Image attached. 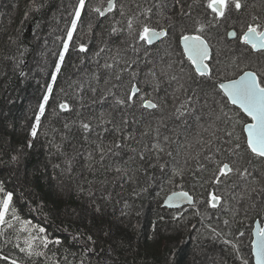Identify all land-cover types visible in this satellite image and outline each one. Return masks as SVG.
Returning <instances> with one entry per match:
<instances>
[{
    "label": "trees",
    "instance_id": "1",
    "mask_svg": "<svg viewBox=\"0 0 264 264\" xmlns=\"http://www.w3.org/2000/svg\"><path fill=\"white\" fill-rule=\"evenodd\" d=\"M165 2L170 5L169 15L180 21L178 6H171V0ZM191 2L192 0H184L185 8ZM76 3L77 0H14V12L0 28V182L4 183L7 190L14 192L18 214L23 219L44 227L45 234L50 239L62 241L58 246L49 245L46 250L47 260L43 257L29 260L23 253H19L15 244H23L26 234L18 232L8 237L7 244L4 243V237H0V249L5 254L23 258L24 264H81L82 260L83 264H205L207 255L212 251L210 248L216 244L225 248L223 256H215L216 264H241V256L249 259V264H254L250 259L251 241L246 225L259 218L258 212L264 214V206L251 210L248 217L244 218L243 209L248 202H241L240 214L233 220L232 213L226 208L213 210L208 207L209 191H217L206 182L209 174L202 176L196 173L197 178L194 179L189 173L183 181V190L190 191L196 197L199 202L196 207L203 215L197 214L194 207L163 209L166 197L174 191H181L180 185H169L162 178L159 168L150 166L154 161L152 153L145 152L144 160L139 157V153L145 151V146L150 147L152 143L150 136L142 137L140 133L145 127L155 128L157 121L161 119V138L168 135L183 140L187 136L191 140L198 131L197 128H192L186 133L185 126L173 115L174 105L178 106L180 103L179 100L174 101L171 98L174 85L168 90L167 107L154 115L139 107L138 102L135 107L130 108L116 105L111 96L103 101V105L98 102L102 92L111 87L112 83H121L112 79L108 85L104 84V80L111 76V73L103 68L106 56L104 53H101L100 57L95 56L101 47H110L113 51L120 48L122 52L127 48L124 35L110 34L114 22L122 19L119 15L111 14L103 19L95 13H89L88 19L82 16V25L78 26L80 39L77 41L75 38L69 47L67 64L63 74L57 79L61 84L54 86L55 99L49 101L45 118L41 122L42 132L46 131L47 135L41 134L38 139H31L30 127L26 126L23 118L18 117L16 110L28 101L31 107L37 102L34 110L32 108L30 112L34 119L37 106L50 84L53 66L62 50L63 41L60 37L65 36L66 25L72 19L71 14ZM93 3L105 6L107 0H93ZM35 7H39V11L34 10ZM203 13L202 6L194 10V15L203 16ZM89 23L92 24L90 35ZM61 24L65 29L64 34L55 32ZM42 26L48 29L47 34L37 35ZM43 35H53L55 39L47 44L41 38ZM213 35L223 43L225 29H221L219 33L214 31ZM38 37L46 43L44 47L40 45ZM77 43H87L89 51L79 52L73 47ZM169 46L171 48H163L165 52L151 53L149 58L163 57L166 61L167 52L173 59H180L174 37ZM38 52L43 55L36 57ZM127 55L131 58L133 54L129 51ZM139 55L143 73L151 65L144 63L143 52ZM238 56V51L226 50L222 59ZM20 59L23 60L22 64L17 63ZM27 63L31 68L25 71ZM47 71L49 75L45 77ZM21 72L25 75L21 76ZM94 73L100 76V84L96 85L97 91L93 94L86 90L83 100L80 101L72 94L69 85L73 81L84 82ZM127 76L125 73L123 86L115 90L117 95L123 96L130 89L131 84L127 82ZM65 99L73 106L72 113L60 112L58 103ZM180 99H183L182 95ZM101 112L113 121L120 129L119 132L114 130L113 125H106L109 129L107 132L95 128ZM124 119L129 121L127 126L122 123ZM81 121L92 124L94 131L84 133L80 128ZM65 123L71 125L70 131L64 128ZM219 123L222 126V122ZM127 134L134 135L135 139L124 140ZM236 134L239 135V128L236 129ZM86 135L87 139L84 138ZM218 135L223 137V131ZM62 136L66 138L62 139ZM28 143L33 146L27 147ZM98 143H103L106 148L115 143H121L123 146L120 149L113 148V152L118 154H106L103 162L98 163ZM57 144L62 145V152H58L54 147ZM171 147L174 150L176 145L172 144ZM89 153H92L91 159ZM18 154L20 159L13 162L12 156ZM173 155L175 156V151ZM227 156L228 154L224 153L222 159H229ZM68 160H71V171L66 163ZM163 160H167L169 164H177L182 163L183 157L178 156L172 160L164 156ZM244 163L245 161L241 160L240 165ZM194 164L195 161H190L189 166ZM117 167L127 169L128 175L133 178L128 179L116 172ZM259 167L264 171V166ZM234 181L235 188L225 187L226 196L229 191H241L242 182L236 177L230 179L228 185H232ZM261 183L264 184V181ZM80 188L84 191H80ZM89 190L93 193L92 196L88 195ZM253 200L259 204L264 200V196L254 194ZM154 202L158 207L153 221L146 219V211ZM97 205L101 208L100 213L94 211ZM230 205L236 207V202L230 201ZM122 212L129 214L122 215ZM181 212L183 214L180 220H176L180 235L175 241L170 243V240L161 238L157 243L153 242L151 232L154 227L164 230L167 222L165 216L173 218ZM225 219L230 221L227 227L223 223ZM212 229L221 232L223 239L215 237ZM240 231L245 232L244 237H239ZM17 235L19 240L16 239ZM88 237L92 239L89 240ZM224 239L236 244L240 249L239 254L234 253L231 245L223 242ZM0 264L5 262L0 261Z\"/></svg>",
    "mask_w": 264,
    "mask_h": 264
},
{
    "label": "snow or ice",
    "instance_id": "2",
    "mask_svg": "<svg viewBox=\"0 0 264 264\" xmlns=\"http://www.w3.org/2000/svg\"><path fill=\"white\" fill-rule=\"evenodd\" d=\"M171 6H178L177 14L181 17L180 21L169 15L170 5L165 0H143V2L107 0L106 6L94 4L93 0H77L71 14L72 19L66 25L65 36L60 37L63 41L62 50L50 74V84L37 106L29 135L32 140L38 139L41 134L47 135L46 131L42 132L41 122L45 118L49 101L55 99L54 86L58 77L63 74L65 57L69 53L73 38L76 36L77 41L80 39L78 26L82 25V16L88 19L89 13H95L99 18L109 17L111 14L119 15L122 19L114 22L110 34L124 35L127 39V48L122 52L120 48L113 51L110 47H101L95 56L100 57L101 53L106 56L103 68L109 71L111 76L104 80V84L108 85L112 79L121 83H112L111 87L102 92L98 102H103L111 96L116 105L130 108L135 107L139 101L141 108L154 115L167 107L169 93L167 88L162 89V85L167 84L168 87L174 85L171 98L174 101L179 100L180 103L178 106L174 105L173 115L181 125L185 126L186 133L192 128H197L198 131L191 140L187 136L183 140L168 135L161 138L160 129L163 125L161 119L157 121L155 128L145 127L140 133L142 137L152 138L150 147L146 145L145 151L139 153L140 159L146 158L145 152L152 153L154 161L150 166L158 167L162 178L169 185L174 187L179 183L181 191H174L167 197L165 201L167 207L180 208L187 202L196 208L197 214L203 215L196 207L199 202L194 201L189 192L183 190V181L189 173L194 179L197 178L196 173L202 176L209 174L206 182L217 191H209L208 207L226 208L235 220L240 214L241 202H248L243 209L244 218H247L251 210L264 206V200L259 204L253 200L254 194L264 196V184L261 183L264 181V171L259 167L264 166V0H192L187 4V8L184 0H171ZM201 6L204 9L203 16L194 15V10ZM34 10L39 11V7H35ZM112 18L114 19V16ZM221 29H226L229 43L234 44L235 50L239 52L238 57L221 59V50L227 45H223L221 40L213 35L214 31L219 33ZM91 32L92 24L89 23L88 34L90 35ZM173 37L180 50V59H173L167 52L166 61L163 57L149 58L151 53L159 50L160 44L171 45ZM73 47L81 53L89 51L87 43H77ZM129 51L133 54L131 58L127 55ZM141 52L144 63L151 65L143 73L140 70ZM109 53L111 55H108ZM20 55L22 56L23 52ZM11 59L16 60L15 57ZM96 62L99 64V59ZM17 63L22 64L23 60L20 59ZM125 73L128 74L127 82L131 87L127 93L120 96L115 90L123 86ZM20 75L23 76L25 73L21 72ZM142 75L144 80H141ZM145 81L151 85V93L145 92L138 86ZM99 84L100 76L94 73L84 82L73 81L69 88L72 94L82 101L83 93L87 90L95 94L96 85ZM60 91L64 90L60 89ZM181 95L183 99H180ZM146 96L150 98H145ZM58 108L60 112L74 111L67 99L60 101ZM219 122H222V126ZM122 123L127 126L129 121L124 119ZM106 125H113L116 132L120 131L113 121L101 112L95 128L107 132L109 129ZM64 128L70 131L71 125L65 123ZM80 128L86 134L94 131L93 125L85 121L80 122ZM237 128L239 135L236 134ZM221 131L224 133L223 137L218 135ZM65 138L62 136V139ZM84 138L87 139V135ZM133 139L135 136L132 134L124 136L126 141ZM172 144L176 145L174 150ZM32 146L31 143L27 144L29 148ZM122 146L121 143H115L106 148L103 143H98L96 146V152L100 157L98 163L103 162L106 154H118L113 152V148L120 149ZM54 147L58 152H62V145L57 144ZM224 153L232 159L224 161L222 159ZM88 155L91 159L92 153ZM164 156L172 160L182 156L183 161L169 164L167 160H163ZM19 159V154L12 156L13 162ZM241 160L245 161L242 166ZM190 161H195L191 167ZM66 163L68 170L71 171V160ZM115 171L128 179L133 178L128 175L127 169L117 167ZM233 177L242 182L241 191H229L226 196L225 187H236V181L228 185V181ZM79 190L84 191L83 188ZM146 190L142 189V191ZM88 195L92 196L93 193L89 190ZM230 201H235L236 207H232ZM94 211L100 213V206L97 205ZM182 214L181 212L179 215H174L173 218L180 220ZM257 215L260 219H254L248 227L251 241L250 259L254 264H264V214L258 212ZM223 223L226 227L230 225L228 219ZM16 232L26 234L23 244L16 243L15 249L29 260L34 257H43L47 260L46 250L49 249V245L58 246L62 243L59 239H50L45 234L44 227L33 225L32 221L23 219L18 214L14 192L7 190L4 183L0 182V237H4V243L7 244L8 237ZM212 232L215 237L223 239L221 232L216 229H212ZM238 235L244 237L245 232L240 231ZM16 239H20L19 235ZM88 239L92 238L88 237ZM223 242L230 244L234 253L239 254L240 249L236 244L227 239ZM240 258L241 264H249V259H244L242 256ZM0 261L5 264H24L23 258L5 254L2 249H0Z\"/></svg>",
    "mask_w": 264,
    "mask_h": 264
},
{
    "label": "rangeland",
    "instance_id": "3",
    "mask_svg": "<svg viewBox=\"0 0 264 264\" xmlns=\"http://www.w3.org/2000/svg\"><path fill=\"white\" fill-rule=\"evenodd\" d=\"M13 2H14V0H1L0 1V28L5 23V21H7L8 18L10 19L11 15L13 14V12H14V9H13V6H12ZM67 9H68V6H67ZM71 9L72 8H70V10ZM69 16H70V13H69ZM66 17H68V12H67ZM47 32H48V29L42 26L37 31V35L38 34L41 35V33L46 35ZM55 32H57L58 34H64L65 29L62 27V24H61L60 28H56ZM41 38L44 40V42L46 41L47 44H48V42L50 44V42L53 39H55L53 35H49L47 37L43 35ZM41 38L38 37L37 39L40 40V45L42 44L43 47H44L46 45V43L42 42ZM39 55H43V53H39V52L36 53V57L39 56ZM53 60H54V57H53ZM66 64L67 63H66V59H65V65ZM25 68H26L25 71H27V69L31 68V65L29 63H27ZM64 69H65V67H64ZM64 69H63V71H64ZM28 74H30V73H28ZM48 75H49V72L47 71L44 76L46 77ZM57 84L59 85L61 83H59V81H58ZM163 88H167L169 90L172 87H168V85L165 84L164 86H162V89ZM30 97H31V95H30ZM36 105H37V102H36V104H33V106L31 107L30 103L28 101L26 104H24V106H22V107L19 106V108L16 110V114L18 115V117L23 118L24 123L26 124V126L28 128L31 127V125L33 124V121H34V119H32V117L30 116L31 109L33 108V110H34ZM101 105H103V102H101ZM157 207L158 206L156 205L155 202L151 203L148 206L147 211H146V219L150 220V219L154 218V216L157 213ZM163 209H165V208H163ZM165 217L167 219V222L165 224V229L162 230V229H159L157 227H154V229L151 232V235H152L151 236V240L153 242H155V243H157L159 240H161V238H164L167 241L170 240V243H173L175 241V238L180 235V233H179L180 232V227L178 226V224L176 222V219L170 217L169 215H167ZM153 221H154V219H153ZM246 239H248V236H247ZM212 246L213 247L209 246V247H211L210 249H212V251L209 252V254L207 255L208 258L206 257V259H205L206 262H204L205 264H216L215 263V259H214L215 256L216 257H221V256H223V254H225L224 253V251H225L224 249L225 248H223V247H221L219 245H216V244H214ZM197 252L198 251H196V253Z\"/></svg>",
    "mask_w": 264,
    "mask_h": 264
},
{
    "label": "flooded vegetation",
    "instance_id": "4",
    "mask_svg": "<svg viewBox=\"0 0 264 264\" xmlns=\"http://www.w3.org/2000/svg\"><path fill=\"white\" fill-rule=\"evenodd\" d=\"M106 6V5H105ZM105 18V17H104ZM103 19V18H102ZM171 31V30H170ZM214 33V32H213ZM76 38V36H74V38H73V40ZM175 38V37H174ZM224 41H223V45H227V47H223L222 48V50H221V59L223 58V56H224V54H225V51L226 50H228V51H230V50H234L235 51V45L234 44H230L229 43V38L226 36V29H225V35H224ZM163 48H171L170 46H169V44H167V43H162V44H160L159 45V50L158 51H156V52H165V50H163ZM69 51H70V49H69ZM179 52H180V50H179ZM67 56H68V54L66 55V57H65V59L67 58ZM223 60V59H222ZM141 70V69H140ZM141 80H144V77H143V75L141 76ZM138 86L139 87H141L142 89H144L145 90V92H147V93H151V85H149V83L147 82V81H145V82H143V83H139L138 84ZM172 89V88H171ZM161 95H162V93H161ZM145 98H150V97H148V96H146ZM138 102V106H139V104H140V102L139 101H137ZM140 107V106H139ZM224 136V135H223ZM226 138V137H225ZM229 159H227V160H225V161H228V160H230V159H232L229 155L227 156ZM196 198V197H195ZM258 219H260V216H259V218H257L256 220H258ZM252 222H250L249 223V225L251 224ZM249 225H246V229L248 230V227H249Z\"/></svg>",
    "mask_w": 264,
    "mask_h": 264
},
{
    "label": "water",
    "instance_id": "5",
    "mask_svg": "<svg viewBox=\"0 0 264 264\" xmlns=\"http://www.w3.org/2000/svg\"><path fill=\"white\" fill-rule=\"evenodd\" d=\"M185 191V190H184ZM176 192H178V191H176ZM187 192H189V194L193 197V200L194 201H196V199H195V196L190 192V191H187ZM172 195V193L171 194H169L168 196H171ZM167 196V197H168ZM167 197H166V199L164 200V202H163V208H167V209H169V210H179V209H182V208H184V207H192V206H190L187 202H185L180 208H175V207H173V208H169V207H167L166 206V204H165V201L167 200Z\"/></svg>",
    "mask_w": 264,
    "mask_h": 264
}]
</instances>
